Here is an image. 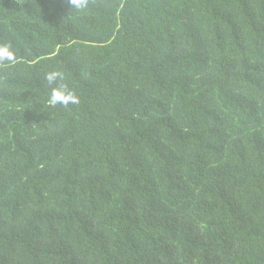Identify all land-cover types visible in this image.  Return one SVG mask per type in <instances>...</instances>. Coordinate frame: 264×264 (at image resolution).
<instances>
[{
  "label": "trees",
  "instance_id": "obj_1",
  "mask_svg": "<svg viewBox=\"0 0 264 264\" xmlns=\"http://www.w3.org/2000/svg\"><path fill=\"white\" fill-rule=\"evenodd\" d=\"M9 42L0 264H264V0H0Z\"/></svg>",
  "mask_w": 264,
  "mask_h": 264
},
{
  "label": "clouds",
  "instance_id": "obj_2",
  "mask_svg": "<svg viewBox=\"0 0 264 264\" xmlns=\"http://www.w3.org/2000/svg\"><path fill=\"white\" fill-rule=\"evenodd\" d=\"M95 3V0H66V3L71 9H75L79 13H84L88 10L89 3ZM16 61L15 53L12 51L11 43L0 45V67L14 64ZM60 76L61 80L64 79L63 74L53 72L46 75V80L49 85L52 84L55 77ZM48 105L52 108L58 105L67 109L69 105H78L80 98L74 91H68V86L62 84L59 88L52 89L51 95L47 101Z\"/></svg>",
  "mask_w": 264,
  "mask_h": 264
}]
</instances>
